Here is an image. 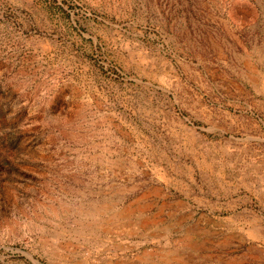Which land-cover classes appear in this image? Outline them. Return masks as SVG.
I'll return each instance as SVG.
<instances>
[{
	"label": "rangeland",
	"instance_id": "374dc122",
	"mask_svg": "<svg viewBox=\"0 0 264 264\" xmlns=\"http://www.w3.org/2000/svg\"><path fill=\"white\" fill-rule=\"evenodd\" d=\"M159 235L264 264V0H0V264Z\"/></svg>",
	"mask_w": 264,
	"mask_h": 264
},
{
	"label": "crops",
	"instance_id": "0c3cea01",
	"mask_svg": "<svg viewBox=\"0 0 264 264\" xmlns=\"http://www.w3.org/2000/svg\"><path fill=\"white\" fill-rule=\"evenodd\" d=\"M133 221V220H131ZM136 223L140 222L141 228L139 229V235H136V240L143 241L144 237H140V234H142L144 231V226L147 225L149 222H152L158 231V234H162V236H165L166 228L165 223L166 220H135ZM159 240L157 244V250L155 249L152 252H139L136 254V256H130L129 259L132 260L130 264H181V262L178 260V255L176 253L171 254L167 252L165 249L164 244H161V242H165L164 238L159 235ZM152 253V254H149ZM229 264V261L228 263Z\"/></svg>",
	"mask_w": 264,
	"mask_h": 264
}]
</instances>
